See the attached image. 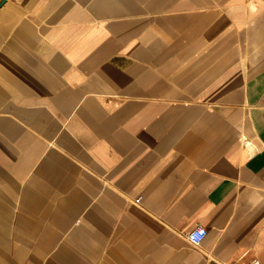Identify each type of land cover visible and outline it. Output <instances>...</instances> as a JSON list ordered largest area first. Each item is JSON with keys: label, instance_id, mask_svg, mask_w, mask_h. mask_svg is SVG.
<instances>
[{"label": "crops", "instance_id": "0c3cea01", "mask_svg": "<svg viewBox=\"0 0 264 264\" xmlns=\"http://www.w3.org/2000/svg\"><path fill=\"white\" fill-rule=\"evenodd\" d=\"M255 260L264 0H0V264Z\"/></svg>", "mask_w": 264, "mask_h": 264}, {"label": "built area", "instance_id": "2783aa9c", "mask_svg": "<svg viewBox=\"0 0 264 264\" xmlns=\"http://www.w3.org/2000/svg\"><path fill=\"white\" fill-rule=\"evenodd\" d=\"M206 233H207L206 228L202 226H195L192 230H190L186 234V239L192 246L196 247L200 245V243L203 241V239L206 236ZM248 264H262V263L255 260Z\"/></svg>", "mask_w": 264, "mask_h": 264}]
</instances>
